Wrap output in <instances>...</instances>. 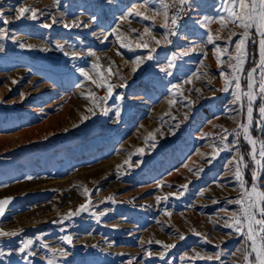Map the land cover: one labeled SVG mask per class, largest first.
Returning a JSON list of instances; mask_svg holds the SVG:
<instances>
[{
	"label": "rangeland",
	"instance_id": "1",
	"mask_svg": "<svg viewBox=\"0 0 264 264\" xmlns=\"http://www.w3.org/2000/svg\"><path fill=\"white\" fill-rule=\"evenodd\" d=\"M198 1L164 52L160 0H0V264H257L231 218L264 191V27L259 6L245 28L232 0Z\"/></svg>",
	"mask_w": 264,
	"mask_h": 264
},
{
	"label": "snow or ice",
	"instance_id": "2",
	"mask_svg": "<svg viewBox=\"0 0 264 264\" xmlns=\"http://www.w3.org/2000/svg\"><path fill=\"white\" fill-rule=\"evenodd\" d=\"M181 3H185L186 0H180ZM161 6L162 8H164L165 10L168 8V5L164 3V0H160ZM232 4L233 7L235 8L236 6L239 7V9L241 10L240 12H236V11H232L231 15L233 17H235V19L240 20L241 24L243 27L247 28L249 27V25L247 23H244V18L245 16H247L248 19H252L253 17L251 15H249V9L251 8L252 12H255L257 9V6H259V12L257 13L260 19V27H264V0H251V5H249V3L247 2V0H232ZM15 19L20 20V19H31V20H36L38 19L37 16V9L32 8V7H28V6H23V7H18L15 9ZM136 15V16H142L144 19H147L148 17L146 15H144L143 13L136 11L135 9L130 10L125 17H122V19H126L127 16H131V15ZM4 13L0 12V17H3ZM221 20H223V17L221 18ZM57 21L55 19H53L52 23H56ZM4 24H8L10 23L9 20L4 19L3 20ZM75 23V22H74ZM80 23H83V21H81ZM172 23L175 24L176 20L173 19ZM44 27H51V25L49 24H44ZM65 27H68L67 24L64 25ZM78 26V25H76ZM86 26V25H85ZM145 31L147 32V29H145ZM7 33L5 30L0 29V40L5 39ZM261 35H264V33H261ZM209 39L211 40V37H209ZM157 44L160 43L159 40L156 41ZM243 44L244 41H240V43L237 45L238 48H243ZM21 48H24L25 45L24 44H20L19 45ZM141 47H145L147 48L148 45L147 44H142V45H138ZM28 47H31V45H29ZM57 47H59V45H57ZM259 48H260V56H261V65L264 66V39L259 41ZM3 45H0V51H3ZM148 59H152L151 56L148 57ZM137 65H139L140 63V58H137L136 61ZM240 63H243V60H240ZM171 66V65H170ZM94 67H99L98 65H94ZM162 71H164V69H161ZM81 74L84 75L85 77H88V74L83 72V70L81 69ZM136 71V68H133V72ZM253 71H255V69H253ZM109 74H111V69H109ZM225 73L221 72V76H224ZM249 77H251V73H249ZM101 78L103 79V76H101ZM89 79H91L89 77ZM237 81H238V77H237ZM93 83H95V81L93 80ZM229 84V81H225V91H227V85ZM98 87L102 86V85H97ZM236 87L239 88L240 84L237 82ZM252 84L249 83L248 84V88L251 89ZM261 91L264 92V84H261ZM108 94L111 95L112 94V86L108 85ZM236 99H240L239 96L236 97ZM252 96L251 94H249V100L251 101ZM252 111L253 109L251 107L248 108V114H249V120L251 121L252 118ZM259 112L261 114L262 117H264V106H261L259 109ZM117 115H119V113H117ZM262 123H264V121H262ZM248 129L245 128V134H247ZM252 143L254 144L255 141H252ZM138 151L142 152V149H139ZM260 157L262 159H264V146H262L261 151L259 153ZM214 158V157H213ZM243 159V158H241ZM211 161H209L210 163ZM257 163H260V161H257ZM240 171L237 170L236 172V177L239 180L240 179ZM259 177L257 176L256 173L252 174V180L255 181L257 180ZM29 179H31V177H29ZM182 187L186 188L187 185H182ZM241 187H243V182L241 183ZM85 191H87V189H85ZM11 197H6L4 199H0V215H3L5 207L7 204L10 203L11 201ZM248 199H249V204L246 208L243 207L244 201L243 200H237L235 201L236 204H239L242 206L241 211H242V217L241 216H234L231 219H233L234 223L236 225H240L243 221H247L248 223V239L251 240L253 242V250L256 252V261L257 264H264V245H262L261 248H256L255 246V239H256V229L253 228V224L259 226V233L264 236V191H259L257 189V187L255 186V184H253L251 192L248 195ZM81 211L86 210V205H81L80 208ZM256 210L259 211L260 217L259 219L256 218ZM75 213H72V215H74ZM226 227H232V224H228L226 223L225 225ZM237 231H240L241 229L239 227H237L236 229ZM0 235H8V233H0ZM64 239L68 242L71 243V238L70 237H64ZM181 239H183V236H181ZM32 243V241H28L27 244L25 245V247H27L28 245H30ZM174 245H168L166 247H173ZM45 247H47V245H45ZM21 252L24 251V248L20 249ZM64 255H66V253H62ZM48 264H53V261L49 260Z\"/></svg>",
	"mask_w": 264,
	"mask_h": 264
},
{
	"label": "built area",
	"instance_id": "3",
	"mask_svg": "<svg viewBox=\"0 0 264 264\" xmlns=\"http://www.w3.org/2000/svg\"><path fill=\"white\" fill-rule=\"evenodd\" d=\"M198 0H186L181 3L180 0H167L168 8L165 12L164 36L165 47L164 52H178L184 47L185 38L189 32L191 20L198 9ZM176 23L173 24L172 20Z\"/></svg>",
	"mask_w": 264,
	"mask_h": 264
},
{
	"label": "bare ground",
	"instance_id": "4",
	"mask_svg": "<svg viewBox=\"0 0 264 264\" xmlns=\"http://www.w3.org/2000/svg\"><path fill=\"white\" fill-rule=\"evenodd\" d=\"M258 16V15H257ZM258 25H260V19H258ZM261 28V27H260ZM249 94H251V96H252V99H251V103L252 104H254V102H255V95L252 93V92H250ZM249 94H248V96H249ZM251 125H252V118H251V121L249 120V114L247 115V121H246V124L244 125V132H245V128H247L248 129V131H247V134H245L246 135V138H247V141H250V143L253 145V143L251 142V140H250V138H249V131H250V129H251ZM249 204V203H248ZM255 225V224H254ZM253 225V226H254ZM253 228H255V227H253ZM255 246H256V248H261L262 246H261V244H260V242H259V238H258V236H257V234H256V239H255ZM256 253V252H255Z\"/></svg>",
	"mask_w": 264,
	"mask_h": 264
}]
</instances>
